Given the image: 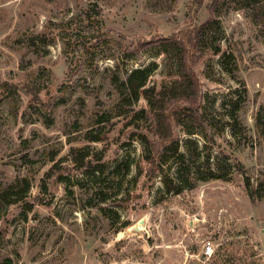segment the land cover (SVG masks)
Listing matches in <instances>:
<instances>
[{
  "label": "rangeland",
  "instance_id": "obj_1",
  "mask_svg": "<svg viewBox=\"0 0 264 264\" xmlns=\"http://www.w3.org/2000/svg\"><path fill=\"white\" fill-rule=\"evenodd\" d=\"M176 41L198 92L164 105ZM0 264H264V0H0Z\"/></svg>",
  "mask_w": 264,
  "mask_h": 264
},
{
  "label": "trees",
  "instance_id": "obj_2",
  "mask_svg": "<svg viewBox=\"0 0 264 264\" xmlns=\"http://www.w3.org/2000/svg\"><path fill=\"white\" fill-rule=\"evenodd\" d=\"M204 0H200V4H203ZM255 1L256 3H259V0H252ZM220 20L219 19H213L209 22H206L201 25L200 32L201 35L199 38L200 45L203 48L209 47L207 40L205 39V33L212 29V28H220ZM175 55L178 57L179 60V68H178V75L181 77V79H176L173 81L171 86H168L162 96V104L165 103L167 99H173L176 97H186V96H191L195 93L198 92L197 88H192L191 83H189V80L186 79V77L189 75L186 72V63H185V53L183 46L179 44L178 41L175 42ZM214 53H220L221 51V46L216 45L213 46ZM169 51V50H166ZM151 68L146 67V68H135L133 69L127 79L125 80L124 85H125V90H126V96L121 98V101L124 102V100L129 97L131 101H135L139 98L140 94V89L147 83V80L151 74ZM190 87V88H189ZM165 105V104H164ZM231 117L236 118L235 112H231L229 114ZM110 119V118H108ZM172 119L175 121V123H182V116L180 115V112H175L174 114H170V117L167 113L165 112H157L156 113V121H157V131L162 134V135H167L170 136L171 139L169 142L165 145L164 147V155H163V161H167L170 157H175L179 159V163H184V157L185 154L180 151V140L178 138L172 137V129H171V124H172ZM99 138H95L94 140H97ZM72 155L73 158L76 162V166L78 168H83L87 166L85 162V158L88 156V153H83L81 155L76 154L75 148L72 149ZM92 173H103L105 169L102 166H96L93 168H90ZM211 178H218V177H223L222 175H219L217 170H211ZM187 181V182H185ZM188 179L183 178L182 175H178L174 178H166L165 179V185H166V192H175V193H182L186 188H192L194 185L193 184H188ZM29 184H26L25 192L28 191L29 189ZM251 182L250 179L247 178V189L249 190V194L254 197V190L251 188ZM46 188V187H45ZM251 189V191H250ZM17 193V192H15ZM11 193L9 191H6L4 194V197H10ZM14 200H9L10 202H15ZM33 205L29 204V209H32Z\"/></svg>",
  "mask_w": 264,
  "mask_h": 264
},
{
  "label": "water",
  "instance_id": "obj_3",
  "mask_svg": "<svg viewBox=\"0 0 264 264\" xmlns=\"http://www.w3.org/2000/svg\"><path fill=\"white\" fill-rule=\"evenodd\" d=\"M144 224H145V219L143 218L137 224H134L133 226L128 228V230L142 232L144 229V226H143Z\"/></svg>",
  "mask_w": 264,
  "mask_h": 264
},
{
  "label": "built area",
  "instance_id": "obj_4",
  "mask_svg": "<svg viewBox=\"0 0 264 264\" xmlns=\"http://www.w3.org/2000/svg\"><path fill=\"white\" fill-rule=\"evenodd\" d=\"M214 252V248L212 243H208L204 249V253L208 256H211Z\"/></svg>",
  "mask_w": 264,
  "mask_h": 264
}]
</instances>
